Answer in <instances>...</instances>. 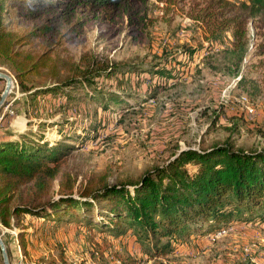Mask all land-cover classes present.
<instances>
[{
    "label": "rangeland",
    "instance_id": "rangeland-1",
    "mask_svg": "<svg viewBox=\"0 0 264 264\" xmlns=\"http://www.w3.org/2000/svg\"><path fill=\"white\" fill-rule=\"evenodd\" d=\"M209 1L176 0L165 11L161 1L130 0L127 10L119 6L107 13L78 5L56 32L30 47L40 50L44 45L49 50L54 76L59 78L70 72V65L83 52L144 66L161 48L171 51L181 44L207 45L209 41L194 29L188 13ZM75 17L82 20L77 32L65 31ZM10 18L18 30L40 20L13 14ZM246 39L237 71L228 69L223 53L224 46L231 44L230 33L225 31L221 41L211 42L213 47L197 50L186 66L175 67V78L164 79L148 71L124 74L120 88L130 95L123 93L125 101L110 102L107 109L90 99L66 110H55L58 102L45 97L27 105L26 92L8 65L0 61V69L12 76V86L0 106V136L30 130L42 133L51 143L60 137L58 123L43 126L38 119L66 117L72 120L64 127L70 133H80L94 121L98 126L93 137L66 139L75 147L67 153L63 168L78 179L86 172L107 168L108 182L135 179L173 150L187 146L207 147L228 140L243 149L264 148V11L247 16ZM46 70L28 73L26 84L49 80ZM3 84L0 78V88ZM21 221L25 254L17 243V228L0 224L10 264H100L121 257L127 264H264V221L234 222L214 240L190 234L163 255L149 253L133 234L113 235L75 219L50 221L25 214Z\"/></svg>",
    "mask_w": 264,
    "mask_h": 264
},
{
    "label": "trees",
    "instance_id": "trees-1",
    "mask_svg": "<svg viewBox=\"0 0 264 264\" xmlns=\"http://www.w3.org/2000/svg\"><path fill=\"white\" fill-rule=\"evenodd\" d=\"M156 1L162 2L165 11L176 2ZM129 3L130 0H0V61L8 65L20 89L26 92L25 103L31 105L45 97L58 102L55 110H66L82 99H90L107 109L110 102L125 101L123 93H129L120 88L124 74L148 71L164 79L175 78V67L186 66L197 50L213 47L211 42L221 41L225 31L230 33L231 44L224 46L223 53L228 69L237 71L246 51V18L255 11H264V0H210L188 13L194 29L209 43L181 44L171 51L161 48L154 54L155 59L144 66L83 52L70 65V72L59 78L54 76L56 69L50 62L49 50L44 45L40 50L30 47L37 39L56 32L78 5L102 8L107 13L119 6L127 10ZM12 14L40 20L18 30L12 26ZM81 23V18L75 17L66 24L65 31L77 32ZM42 68L48 70L49 80L26 84L27 74ZM52 122L58 123L60 137L51 143L42 133L30 130L0 136V224L17 228V243L24 254L25 225L21 215L25 214L50 221L75 219L113 235L133 234L152 255L172 252L190 234L207 236L234 222L264 221V148L243 149L228 140L207 147L187 146L173 150L163 162L144 169L132 180L108 182L107 168L86 172L78 179L63 168L67 153L75 147L66 139L93 137L98 124L93 121L80 133H70L71 129L64 127L72 120L66 117L38 119V125ZM98 215L100 218H96ZM1 237L9 258L6 239ZM126 262L121 257L118 262L100 264Z\"/></svg>",
    "mask_w": 264,
    "mask_h": 264
},
{
    "label": "water",
    "instance_id": "water-1",
    "mask_svg": "<svg viewBox=\"0 0 264 264\" xmlns=\"http://www.w3.org/2000/svg\"><path fill=\"white\" fill-rule=\"evenodd\" d=\"M0 78L4 80V84H3L2 89L0 91V106H1L5 96L9 92L10 87L12 86V76L8 72H6L5 70L0 69ZM0 253H1L3 264H10L9 260H8L7 253H6L5 244H4V241L2 240L1 236H0Z\"/></svg>",
    "mask_w": 264,
    "mask_h": 264
},
{
    "label": "built area",
    "instance_id": "built-area-1",
    "mask_svg": "<svg viewBox=\"0 0 264 264\" xmlns=\"http://www.w3.org/2000/svg\"><path fill=\"white\" fill-rule=\"evenodd\" d=\"M228 229H231V225L226 226V227L223 226V227L216 229L213 233L207 235V238L209 240H214L218 235L225 234L228 231ZM115 261L118 262L117 259H115Z\"/></svg>",
    "mask_w": 264,
    "mask_h": 264
}]
</instances>
